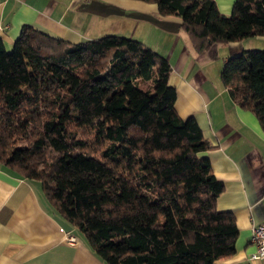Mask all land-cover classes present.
Listing matches in <instances>:
<instances>
[{
  "label": "trees",
  "instance_id": "1",
  "mask_svg": "<svg viewBox=\"0 0 264 264\" xmlns=\"http://www.w3.org/2000/svg\"><path fill=\"white\" fill-rule=\"evenodd\" d=\"M182 18L198 53L264 35V0H143ZM169 59L115 34L70 42L25 24L0 38V165L41 182L47 202L78 226L107 264H222L236 252L232 211L213 145L183 118ZM230 95L264 130V49L230 56Z\"/></svg>",
  "mask_w": 264,
  "mask_h": 264
},
{
  "label": "crops",
  "instance_id": "2",
  "mask_svg": "<svg viewBox=\"0 0 264 264\" xmlns=\"http://www.w3.org/2000/svg\"><path fill=\"white\" fill-rule=\"evenodd\" d=\"M230 14L235 0H216ZM25 24L70 42L107 34L138 39L166 56L170 84L177 89L176 108L194 116L213 145L214 174L225 183L219 210L232 211L239 234L236 252L222 264H264L253 260L252 228L264 222V130L257 116L235 102L221 70L230 56L264 49V35L214 44L198 53L182 18L162 16L143 0H0V38L9 49ZM221 56V58H220ZM73 234L76 243L67 241ZM0 264H107L87 235L47 202L38 180L0 165Z\"/></svg>",
  "mask_w": 264,
  "mask_h": 264
},
{
  "label": "built area",
  "instance_id": "3",
  "mask_svg": "<svg viewBox=\"0 0 264 264\" xmlns=\"http://www.w3.org/2000/svg\"><path fill=\"white\" fill-rule=\"evenodd\" d=\"M67 241L76 243L77 240L73 234H69L67 235ZM251 241L255 244L256 249L251 253L250 258L264 260V222L252 228Z\"/></svg>",
  "mask_w": 264,
  "mask_h": 264
},
{
  "label": "rangeland",
  "instance_id": "4",
  "mask_svg": "<svg viewBox=\"0 0 264 264\" xmlns=\"http://www.w3.org/2000/svg\"><path fill=\"white\" fill-rule=\"evenodd\" d=\"M220 58H221V56H220Z\"/></svg>",
  "mask_w": 264,
  "mask_h": 264
}]
</instances>
